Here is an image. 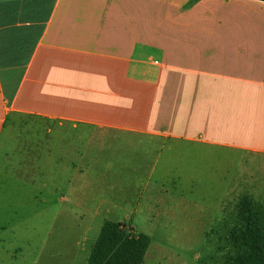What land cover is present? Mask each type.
Here are the masks:
<instances>
[{
	"label": "crops",
	"instance_id": "1",
	"mask_svg": "<svg viewBox=\"0 0 264 264\" xmlns=\"http://www.w3.org/2000/svg\"><path fill=\"white\" fill-rule=\"evenodd\" d=\"M187 2L0 0V137L30 116L146 149L169 141L264 155V0ZM61 163L45 161L47 184H96ZM71 167L77 179L55 178ZM0 170L38 173L32 160Z\"/></svg>",
	"mask_w": 264,
	"mask_h": 264
},
{
	"label": "rangeland",
	"instance_id": "2",
	"mask_svg": "<svg viewBox=\"0 0 264 264\" xmlns=\"http://www.w3.org/2000/svg\"><path fill=\"white\" fill-rule=\"evenodd\" d=\"M78 132L30 116L7 122L0 165L32 160L38 173L0 170V264H88L105 219L149 236L142 264H231L239 201L247 195L264 206L263 154L169 141L146 149L134 137ZM45 161H74L96 184L49 185ZM63 173L55 178H78L72 167Z\"/></svg>",
	"mask_w": 264,
	"mask_h": 264
},
{
	"label": "trees",
	"instance_id": "3",
	"mask_svg": "<svg viewBox=\"0 0 264 264\" xmlns=\"http://www.w3.org/2000/svg\"><path fill=\"white\" fill-rule=\"evenodd\" d=\"M197 0H188L191 6ZM237 223L230 231L236 248L231 264H264V206L247 195L237 205ZM150 243L122 221L105 219L87 256L88 264H142Z\"/></svg>",
	"mask_w": 264,
	"mask_h": 264
}]
</instances>
